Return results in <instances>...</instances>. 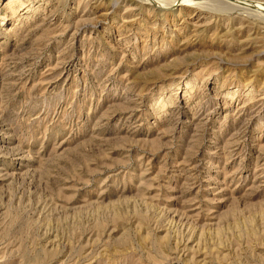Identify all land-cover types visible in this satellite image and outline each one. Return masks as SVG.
Masks as SVG:
<instances>
[{"label": "rangeland", "instance_id": "rangeland-1", "mask_svg": "<svg viewBox=\"0 0 264 264\" xmlns=\"http://www.w3.org/2000/svg\"><path fill=\"white\" fill-rule=\"evenodd\" d=\"M0 264H264V0H0Z\"/></svg>", "mask_w": 264, "mask_h": 264}]
</instances>
